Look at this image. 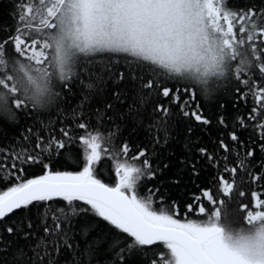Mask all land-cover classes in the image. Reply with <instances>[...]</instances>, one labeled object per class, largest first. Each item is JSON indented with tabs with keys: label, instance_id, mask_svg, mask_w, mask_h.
<instances>
[{
	"label": "snow or ice",
	"instance_id": "6c2138e0",
	"mask_svg": "<svg viewBox=\"0 0 264 264\" xmlns=\"http://www.w3.org/2000/svg\"><path fill=\"white\" fill-rule=\"evenodd\" d=\"M9 2L0 264H264V0Z\"/></svg>",
	"mask_w": 264,
	"mask_h": 264
},
{
	"label": "trees",
	"instance_id": "16d2710c",
	"mask_svg": "<svg viewBox=\"0 0 264 264\" xmlns=\"http://www.w3.org/2000/svg\"><path fill=\"white\" fill-rule=\"evenodd\" d=\"M10 11H11V6H10L9 0H0V24H12L13 23V20L11 16L9 15ZM192 73L196 74L195 72H192ZM214 76H215V70L212 69L208 73H206V76L202 75L201 79L212 81L214 79ZM193 82L195 83L196 81H193ZM249 102H251V100H249ZM241 110L243 111V105H241ZM93 118L95 119V117ZM0 147H7V142H0ZM104 177L106 179V182H110L107 179L108 178L107 171H104ZM226 178H228L227 175H226ZM237 185L240 190L245 191L246 195L243 198H239L238 195L234 194L231 203H227V209H228L229 215L227 217V220L224 223H225V226L229 228L230 230L238 231L240 229H244V230L247 229L246 223L243 218L246 213L241 210L240 204H247L249 205V210L253 209L254 202L251 199V192L256 191L258 195H261V198H264V188L258 187L256 184H252L248 182L247 178H245L244 183H241L239 175L237 176ZM0 190H5L3 185H0ZM187 219L202 220V219H206V217L189 214L187 216Z\"/></svg>",
	"mask_w": 264,
	"mask_h": 264
},
{
	"label": "rangeland",
	"instance_id": "374dc122",
	"mask_svg": "<svg viewBox=\"0 0 264 264\" xmlns=\"http://www.w3.org/2000/svg\"><path fill=\"white\" fill-rule=\"evenodd\" d=\"M211 59H212V53L205 52L203 57L199 61L193 64L191 71L195 72L196 74L208 73L210 70L214 69L212 67ZM245 231H248V229H245Z\"/></svg>",
	"mask_w": 264,
	"mask_h": 264
}]
</instances>
